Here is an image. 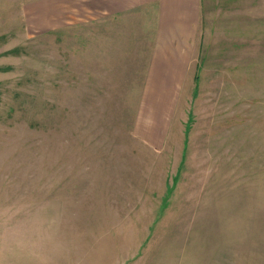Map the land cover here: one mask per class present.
Wrapping results in <instances>:
<instances>
[{"label": "rangeland", "instance_id": "rangeland-1", "mask_svg": "<svg viewBox=\"0 0 264 264\" xmlns=\"http://www.w3.org/2000/svg\"><path fill=\"white\" fill-rule=\"evenodd\" d=\"M93 1L0 0V264H264V59Z\"/></svg>", "mask_w": 264, "mask_h": 264}, {"label": "crops", "instance_id": "crops-1", "mask_svg": "<svg viewBox=\"0 0 264 264\" xmlns=\"http://www.w3.org/2000/svg\"><path fill=\"white\" fill-rule=\"evenodd\" d=\"M93 3L101 16L142 7L154 11L157 30L149 68L151 76L180 81L188 66L186 60L200 57L203 35L208 33L205 27H227V58L264 59V0H94ZM154 83L157 82L153 80L151 84Z\"/></svg>", "mask_w": 264, "mask_h": 264}]
</instances>
